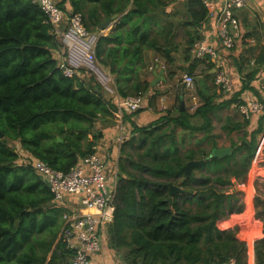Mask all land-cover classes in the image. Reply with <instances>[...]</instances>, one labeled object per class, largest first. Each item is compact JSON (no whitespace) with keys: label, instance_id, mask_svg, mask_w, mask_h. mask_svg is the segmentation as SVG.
I'll use <instances>...</instances> for the list:
<instances>
[{"label":"trees","instance_id":"trees-1","mask_svg":"<svg viewBox=\"0 0 264 264\" xmlns=\"http://www.w3.org/2000/svg\"><path fill=\"white\" fill-rule=\"evenodd\" d=\"M69 1L90 31L133 3L112 31L99 38L96 49L99 62L116 76L121 97L147 90L149 82L140 76L146 50L172 62L171 52L179 47L178 28L200 29L208 16L201 0L187 1L188 18L180 22L165 12L174 0ZM194 31L185 33L190 36L189 50L202 39ZM58 47L53 26L32 0H0V264H68L72 256L60 240L65 209L56 205L34 168L21 163L13 143L68 173L79 158L95 151L101 137L95 135L96 121L115 120L111 102L92 79L86 84L63 74L53 55ZM210 104L206 99L197 114ZM190 117L186 111L178 117L167 114L148 126H137L123 141L107 236L111 248L126 252L129 264H224L231 258L248 264L243 221L230 216L249 210L241 197L246 192L235 186L247 182L253 159L264 166V148L256 147L255 133L245 148L237 149L243 154L234 167L226 168L215 157L214 165L187 173L185 166L204 152L186 147L177 127L194 135L211 124L206 120L196 126ZM263 130L261 123L257 132ZM234 155L236 151L226 158ZM223 167L226 174L219 176L216 168ZM213 169L216 175L207 174ZM172 184L184 191L171 196ZM222 186L232 191L223 192ZM255 244L257 264H264V239L257 237Z\"/></svg>","mask_w":264,"mask_h":264},{"label":"crops","instance_id":"crops-1","mask_svg":"<svg viewBox=\"0 0 264 264\" xmlns=\"http://www.w3.org/2000/svg\"><path fill=\"white\" fill-rule=\"evenodd\" d=\"M54 1L69 13L73 12V7L69 0ZM187 1L174 0L169 5L171 8L169 6L166 7L165 12L170 13L173 7L181 3L184 8V12H182L183 18L177 20L173 18L174 14H171L172 19L175 22L187 19ZM213 1L215 2L216 9L223 6L224 0ZM132 6L133 3L123 13H117V21L107 30L101 31L97 28L93 32L98 33L100 37L108 35ZM236 13L242 25L243 36L237 41L236 46L232 50L222 49L219 44L214 31L216 22L214 13L208 11L205 25L200 29L199 27L195 29L196 27L187 28L184 26L186 31L190 30L195 33L194 30H197L202 38H205L211 45L221 50L226 67L234 78L236 88L233 94H224L215 85V66L210 59L197 58L192 55V51L188 47L190 36L187 37L185 35L186 31L183 32L179 29L178 32L181 34L177 38L179 47L174 51L170 48V51H168H172V62H169L165 56L154 50H146L144 52L146 66L140 70V76L142 80L149 82V86L144 92L145 102L143 106L136 112H125L123 116L114 114L115 120L112 122L99 119L95 123V135L101 134V137L97 141V147L108 156L114 168H116V165L118 166L124 139L133 135L137 126H148L159 121L167 114L178 117L184 111L191 115L190 122L193 125L201 126L206 120H210L211 124L207 131L202 130L196 132L194 135H189L181 127H177L179 136L186 138V147H201L197 151L202 150L204 153L199 154L198 158L201 157L199 160H205V165L208 163L214 165L213 159L218 157L220 160L217 163L225 165L226 168L234 167L236 162L240 161L243 154V152H239L237 149L245 148L244 144L251 142L255 133L254 140L256 147L259 149L263 146L264 130L261 132L257 131L260 128V124L264 123V114L246 119L239 111L237 103L241 98L245 99L250 96H257L264 101V93L259 92V83L255 79L251 80V82L247 81L250 79L249 75L254 71L258 70L257 74L264 72V63L259 62L260 59L264 58V0H247L246 6L237 10ZM98 15L104 16V12L98 9ZM185 73L194 75L195 85L193 89L186 86L183 80ZM112 79L114 82L112 88L117 92L118 97H121L116 85V76L113 75ZM194 95L195 98L193 97ZM108 97V101L112 104V111L117 110V99L115 97ZM206 99H210L211 102L210 108L207 111L197 114V111L195 112L191 109L194 103L202 107L206 104ZM174 127V125L171 126L170 130ZM204 147L207 149H204ZM218 148L231 149V153L224 156H215L213 152ZM235 151L236 156L234 155V158H226V156L235 153ZM225 167L221 169L216 168L219 176L226 174ZM216 169L210 170L207 174L216 175ZM196 172L201 173L202 171L198 170ZM248 175V187L253 188V193L255 194H252L246 188L244 190L246 192L245 200L248 202L249 210H252L256 206L255 209L259 210L257 213L261 212V214L260 217H257V213L256 215L255 213L253 214V221L249 223V228L244 229V232L248 244V264H257L255 242L256 238L260 237V234L264 235V210L255 197L260 196L264 198V166H259L253 159ZM230 176L236 182L237 179L232 177L233 175ZM237 187L239 188L238 184L235 186V189L239 190ZM221 189L227 193L232 191V189L230 191L226 186H222ZM246 214L243 213L238 216V214L234 213L230 217L242 218ZM93 264L129 263L126 260V252L121 249L111 248L108 236L105 234L103 248L101 252L94 256Z\"/></svg>","mask_w":264,"mask_h":264},{"label":"built area","instance_id":"built-area-1","mask_svg":"<svg viewBox=\"0 0 264 264\" xmlns=\"http://www.w3.org/2000/svg\"><path fill=\"white\" fill-rule=\"evenodd\" d=\"M32 2L43 10L48 22L53 26L55 36L59 40V47L53 51V55L63 74L72 78L77 77L86 84L92 79L93 84L100 87L103 97L117 99L118 108L114 110L117 116H123L125 112H136L143 106L144 93L118 97L112 88L113 75L99 62L96 55L100 36L85 26L80 14L69 13L54 0ZM202 2L210 13L215 14L214 31L221 48L232 50L243 36L242 25L236 11L244 8L247 0H224L223 6L219 9H216L213 0ZM191 51L193 56L207 58L214 63V82L221 92L224 94L235 92L234 78L226 67L218 47L202 38L194 44ZM258 74L254 79L259 83V92L264 93V72ZM183 80L188 88H194V75L185 73ZM193 97L195 98V95ZM198 107L199 105L194 103L191 109L196 111ZM237 107L246 119L264 114V101L257 96L241 98ZM262 144L259 149L264 148V136ZM21 163L34 168L54 194L56 205L65 209L60 240L72 251L68 264H93L94 256L103 248L107 227L113 219L116 189L120 178L119 166L116 165L114 168L108 156L100 151L97 145L93 153L79 158L68 173L54 169L46 161L28 152L21 153ZM238 186L245 190L249 184L241 182ZM224 264H237V260L231 258Z\"/></svg>","mask_w":264,"mask_h":264},{"label":"water","instance_id":"water-1","mask_svg":"<svg viewBox=\"0 0 264 264\" xmlns=\"http://www.w3.org/2000/svg\"><path fill=\"white\" fill-rule=\"evenodd\" d=\"M117 19H118V16L116 14L109 17L105 22H102L98 25V29L101 31L107 30L111 25H113L117 21ZM167 51H170V49H167ZM183 109H184V104H183ZM0 136H3V134L1 132H0ZM58 140L61 142L63 141V139L61 137H58ZM213 153L215 156H224L226 154H230L231 149H228V148L227 149H219L218 148V149H215ZM204 163H205V160H193V161H190L185 166L184 169L187 171V173H190L193 168L200 166ZM170 188H171V196L175 195L176 193H180V192L184 191L179 186H176L173 184L170 185ZM255 199L260 205H262L263 210H264V198H262L260 196H256ZM169 200L171 201L172 198L170 197ZM260 237L264 239V235L261 234Z\"/></svg>","mask_w":264,"mask_h":264},{"label":"rangeland","instance_id":"rangeland-1","mask_svg":"<svg viewBox=\"0 0 264 264\" xmlns=\"http://www.w3.org/2000/svg\"><path fill=\"white\" fill-rule=\"evenodd\" d=\"M174 6V5H173ZM62 7V6H61ZM169 8H171L170 6H169ZM184 8L182 7V4L180 3V4H178L177 6H175V7H173L172 8V10L174 11H170V14H174V19H182L183 17V14H182V12H184V10H183ZM179 29H180V31L182 30L183 32L184 31H186L185 29H184V27H179L178 28V31H179ZM179 33V32H178ZM182 33V32H181ZM180 34V33H179ZM181 35V34H180ZM97 121H99V120H97ZM96 121V122H97ZM102 122V121H101ZM13 147H15L16 149H18L19 150V153H22V154H27L25 151H21L20 150V148L19 147H17L16 145H15V143H13ZM196 150H199L201 147H194ZM204 149H207V148H205L204 147ZM238 188V187H237ZM240 191L242 190V189H240V188H238ZM248 190H250L251 191V193L252 194H255V193H253V188L251 189V187H248ZM257 195V194H256ZM241 197H242V200H245V195L243 196V195H241ZM255 208H256V206H255ZM255 208H253L252 210H248V212H247V214L245 215V216H243L242 218H238V217H236V219L237 220H241V221H243V224H244V227L247 229V228H249V223L251 222V221H253V214L255 213V215H256V213L259 211V210H257V209H255ZM235 222L236 221H232V224L234 225L235 224ZM59 233V232H58ZM260 236H261V234H260Z\"/></svg>","mask_w":264,"mask_h":264}]
</instances>
